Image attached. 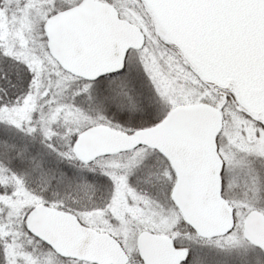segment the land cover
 Wrapping results in <instances>:
<instances>
[{
    "label": "snow or ice",
    "instance_id": "1",
    "mask_svg": "<svg viewBox=\"0 0 264 264\" xmlns=\"http://www.w3.org/2000/svg\"><path fill=\"white\" fill-rule=\"evenodd\" d=\"M0 264H264V0H0Z\"/></svg>",
    "mask_w": 264,
    "mask_h": 264
}]
</instances>
